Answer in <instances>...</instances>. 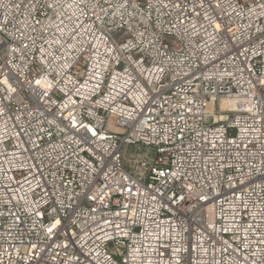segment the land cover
Returning <instances> with one entry per match:
<instances>
[{"label":"built area","instance_id":"built-area-1","mask_svg":"<svg viewBox=\"0 0 264 264\" xmlns=\"http://www.w3.org/2000/svg\"><path fill=\"white\" fill-rule=\"evenodd\" d=\"M0 264H264V0H0Z\"/></svg>","mask_w":264,"mask_h":264},{"label":"rangeland","instance_id":"rangeland-1","mask_svg":"<svg viewBox=\"0 0 264 264\" xmlns=\"http://www.w3.org/2000/svg\"><path fill=\"white\" fill-rule=\"evenodd\" d=\"M136 147L132 146V145H124L122 148H121V153H125V152H128V153H133L134 151H136Z\"/></svg>","mask_w":264,"mask_h":264}]
</instances>
